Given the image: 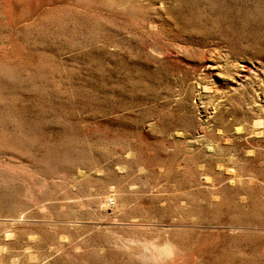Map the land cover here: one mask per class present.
Returning <instances> with one entry per match:
<instances>
[{
  "label": "rangeland",
  "instance_id": "1",
  "mask_svg": "<svg viewBox=\"0 0 264 264\" xmlns=\"http://www.w3.org/2000/svg\"><path fill=\"white\" fill-rule=\"evenodd\" d=\"M149 262L264 264V0H0V264Z\"/></svg>",
  "mask_w": 264,
  "mask_h": 264
},
{
  "label": "bare ground",
  "instance_id": "2",
  "mask_svg": "<svg viewBox=\"0 0 264 264\" xmlns=\"http://www.w3.org/2000/svg\"><path fill=\"white\" fill-rule=\"evenodd\" d=\"M244 68V67H243ZM247 73H248V69L247 68H245V69H243V70H241V71H239L238 73H237V77H238V79L241 81V79H245L246 78V75H247ZM129 242V241H128ZM131 243V242H130ZM145 247V246H144ZM166 246H164V248H165ZM156 249V248H155ZM162 249H163V247H162ZM160 250V249H159ZM158 251V250H157ZM149 252V251H148ZM146 253V252H145ZM145 253H143L144 255H143V257H141V258H143L144 260H146L147 262L149 261V259H151V257L150 256H148V255H145ZM152 253V252H151ZM155 253H157V252H155ZM154 253V254H155ZM161 253V252H160ZM147 254V253H146ZM149 254H150V252H149ZM141 256H142V254H140ZM151 255H153V254H151ZM156 256H158V260H160V261H162L163 259H164V256H163V254L162 255H159V251H158V253L156 254ZM153 257H155V256H153ZM153 257H152V260H155V259H153ZM161 257V258H160ZM157 258V257H156ZM160 258V259H159ZM163 258V259H162ZM162 259V260H161ZM157 260V261H158ZM165 260V259H164ZM141 261H142V259H141ZM151 261V260H150ZM160 261H159V263H160ZM145 262V261H144ZM154 262V261H153ZM146 263V262H145ZM150 264L152 263V262H149ZM158 264V263H157Z\"/></svg>",
  "mask_w": 264,
  "mask_h": 264
}]
</instances>
